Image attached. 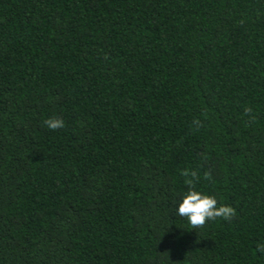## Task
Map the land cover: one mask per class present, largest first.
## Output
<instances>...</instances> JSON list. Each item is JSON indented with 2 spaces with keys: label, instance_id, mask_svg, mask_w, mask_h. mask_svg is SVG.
<instances>
[{
  "label": "trees",
  "instance_id": "16d2710c",
  "mask_svg": "<svg viewBox=\"0 0 264 264\" xmlns=\"http://www.w3.org/2000/svg\"><path fill=\"white\" fill-rule=\"evenodd\" d=\"M185 171L234 215L175 216ZM260 240L264 0H0V264H264Z\"/></svg>",
  "mask_w": 264,
  "mask_h": 264
},
{
  "label": "clouds",
  "instance_id": "9594fccd",
  "mask_svg": "<svg viewBox=\"0 0 264 264\" xmlns=\"http://www.w3.org/2000/svg\"><path fill=\"white\" fill-rule=\"evenodd\" d=\"M246 113H251V108L245 109ZM44 124L50 130H56L64 127V120L61 118H48ZM183 175L191 176V179H186L185 184L187 190L181 194V198L175 207V216L182 217L195 229L202 226L206 221L215 220L220 217L223 219H230L234 215V209L227 205H219L214 196L203 193L196 188V172L191 173L185 171ZM257 249L264 252V240L257 243Z\"/></svg>",
  "mask_w": 264,
  "mask_h": 264
}]
</instances>
